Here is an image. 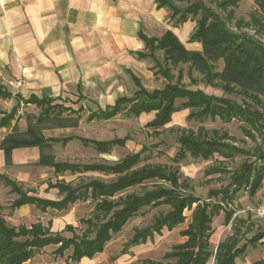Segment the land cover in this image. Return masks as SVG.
<instances>
[{"label":"trees","instance_id":"1","mask_svg":"<svg viewBox=\"0 0 264 264\" xmlns=\"http://www.w3.org/2000/svg\"><path fill=\"white\" fill-rule=\"evenodd\" d=\"M158 1L160 6L169 5L174 12L172 18L179 16V22L190 18L197 20L199 17L191 40L201 43L202 51L187 50L171 32H167L160 39L144 38L151 56L158 51L163 52L165 66L159 62L157 65L168 83L161 89L149 92L136 79L140 90L134 97L120 99L107 112L91 114L89 120H109L125 111L136 117L143 113L156 112L154 120L147 126L153 132H158L172 122L173 115L182 107L190 110V120L219 118L227 124L236 120L242 124L246 138L252 141L260 138L262 143L252 152L232 144L234 139L228 133L221 134L218 130L210 131L201 127L198 131L190 130L181 135L180 149L173 160V166L142 164V153L128 154L114 164L61 163L56 161L53 154V143L56 139L46 138L44 132L78 128L79 111L53 105L49 100H22L25 105H36L41 112L38 116H26V132H21L17 124L12 125L19 112V104L0 120V130L11 129L0 141V150L5 152L7 165H11L12 152L15 149L37 147L41 151L38 165L54 168L57 175L68 171L72 174L96 171L112 174L116 179L109 183L92 180L76 186L59 181L53 187L59 189L64 197L60 201H50L29 196L15 181L0 174L3 184L19 196L11 205L13 211L27 204L34 205L44 213L49 208L61 212L77 203L89 202L93 205L89 216L80 220L85 228L82 235L75 234L73 227H67L74 233L72 238L51 232V224L48 227L42 223L33 224L31 228L24 225L15 227L5 219L4 209L0 206V264H25L39 251L51 245L58 246L55 254L60 257L72 250L68 257L72 263H78L85 257L93 258L104 252L114 236L121 233L129 221L143 209L163 206L169 207V211L155 216L148 227L136 229L132 246L145 243L156 234L161 235L165 229L173 231L183 225L187 220L184 212L188 210L192 211L191 222L180 233L186 241L175 245L171 252L165 254L166 260L174 262L163 263L148 259L142 261V264H210L213 257L215 264H236L237 258L245 253L248 245L240 244L246 232H242L240 225L236 224L238 220L234 219L235 210L230 206L241 192H246L250 199H254L264 186V43L260 39L264 37V0H256L258 9L250 14L248 22L244 19L236 20V9L240 0H222L219 3L225 18L211 11L203 0L191 3L183 11L178 10L171 0ZM235 27L238 31L253 29L255 35L237 33L233 29ZM221 61L224 68L219 72L217 65ZM180 64H190L191 69L197 70L203 76L208 86L221 87L224 93L243 96L246 101L239 104L223 96L217 97L203 90L181 86L182 71L179 72L177 83H172L174 77L169 66L177 67ZM0 96L5 99L12 97L2 86ZM141 96L145 97L142 101ZM178 100L184 102L177 105ZM75 138H66L64 142L68 143ZM79 140L87 147L93 146L99 153H110L115 147H124L128 138L112 141L85 138ZM188 157L204 161L221 158L217 165L207 171L208 175H227L230 178L226 187L209 191L208 199L221 197L218 202L212 204L209 200L203 201L191 192L188 179H182L181 163ZM237 157L245 159L237 168L229 169L225 162L234 161ZM139 188L140 191H137ZM222 211L225 213V224L233 222L235 227L233 235L220 242L215 253L211 246L212 224L214 217ZM263 237L264 233L257 234L248 244L256 243ZM255 264H264V260Z\"/></svg>","mask_w":264,"mask_h":264},{"label":"crops","instance_id":"2","mask_svg":"<svg viewBox=\"0 0 264 264\" xmlns=\"http://www.w3.org/2000/svg\"><path fill=\"white\" fill-rule=\"evenodd\" d=\"M242 2L253 6V11L258 9L256 0H240V3ZM176 3L181 5L184 2L176 1ZM172 12L169 5L160 6L158 0H0V86L4 87L12 95L8 99L11 101L12 108L18 106L22 100L35 98L38 100H49L52 101L53 105H61L76 112L79 111L80 125L78 128L46 130L44 135L46 138L56 139L53 143V149H57L59 145L67 147L70 143L76 141L85 146L79 138H91L77 135L61 137L56 134L79 129L85 113H88V122L111 121L122 114L121 112L109 120L102 118L89 120L91 114L107 112L120 99L134 97L140 90L136 79L140 80L144 87L142 78H149L151 73L155 74L149 69L150 60L156 61L155 55L158 52L163 54V52L158 51L151 56L144 38L160 39L167 32H171L187 50L202 51V44L191 40L196 30V21L190 18L185 22H179L177 18H172ZM144 98L141 96L140 100L142 101ZM84 101L89 105L86 106L83 103ZM26 107L38 108L33 104H28ZM40 112L41 110L39 114ZM123 113L127 117L134 116L128 115L126 111ZM151 113L156 114V112ZM151 113H143L139 117L150 115ZM76 116L74 115V117ZM19 119L13 121L12 125L17 124L21 132H26V117V128L24 129L21 127ZM4 130L6 133L0 138V141L11 132V129L6 128L1 129L0 132ZM70 137L76 138L65 143L64 139ZM89 147L95 149L93 146ZM56 155L55 153L56 161L61 163L74 165L110 164L57 160L59 157L57 158ZM40 157L41 151L37 147L15 149L12 152L11 165H7L5 152L0 150V174L6 175L15 181L29 196L50 201H60L64 197V195L60 194L59 189L53 187L57 182L72 183L74 186L86 183L74 184L73 182L64 181L63 178L68 173L70 175L97 173L114 176L96 171H83L74 174L68 171L57 175L54 168L38 165ZM46 170H53L56 180L46 183L43 193L37 195L28 189L26 183L34 184L31 181L33 177L38 178ZM92 180L100 179L95 178ZM0 189H9L8 193L14 198L9 204L10 212L13 214L12 218L25 216L31 207L37 209L34 205L27 204L13 211L11 205L19 196L16 193H12L11 188H7L3 182L0 185ZM53 191L55 195L50 196L49 194H52ZM260 191L254 199L261 196L263 190ZM238 198L232 203L230 208L234 209V204H236ZM239 201L242 202L241 200ZM87 203L90 204L89 202ZM74 205L70 206L69 209ZM0 206L3 207L1 204ZM3 209L5 211V207ZM53 211L60 213L56 210ZM216 217L219 218L220 225L223 220L225 227L233 231L231 235L234 233L235 224L230 222L226 225L225 213L222 211L213 219L211 246L213 236L217 239L222 231V225L218 233L214 227ZM5 219L7 220L6 216ZM37 223H42L45 227L51 224V232L59 233L63 237H65L64 234L66 233L74 235L67 227L70 226L74 229L75 227L69 222L63 223L60 217H52L46 223L36 220L31 222L29 226L23 225L31 228L33 224ZM236 224L240 225V229L244 233L247 227L249 228L250 226L249 223H245L242 219ZM262 233L264 231H259L257 234ZM152 239H148L147 242ZM147 242L136 245V247L143 246ZM258 243L260 245L263 244L261 247H264V237L256 243L249 244L256 246ZM243 244H248V242L246 241ZM243 244L241 242L240 245ZM217 247L214 251L215 253ZM248 247L249 245L245 253L237 258L236 264H239V258L248 259V255L254 251ZM38 256L40 254L37 253L26 264H29ZM69 256H67L64 264H102L106 258L108 259L106 249L93 258L85 257L78 263H72L68 259ZM115 259V264H138L140 262L131 260V253L128 251L119 254ZM144 260L148 259H143L142 261ZM263 260L264 257L254 262L246 260L245 264H255ZM49 264L59 263L52 261Z\"/></svg>","mask_w":264,"mask_h":264},{"label":"rangeland","instance_id":"3","mask_svg":"<svg viewBox=\"0 0 264 264\" xmlns=\"http://www.w3.org/2000/svg\"><path fill=\"white\" fill-rule=\"evenodd\" d=\"M174 5H177L178 10H185L187 7L191 5V3H196L197 0L185 1L183 4L176 3V1L171 0ZM204 4L214 11L221 17L225 18V14L220 10L219 3L222 0H203ZM254 7L248 5L247 3H239L238 8L236 9V20L244 19L246 22L250 20V14L253 12ZM174 12H172V15ZM179 16H176L177 19ZM174 18V17H173ZM199 19V17H197ZM197 20L196 23H197ZM235 24V22H234ZM237 33H248L251 36L255 35L253 29H238L233 28ZM258 39V38H257ZM264 43V37L260 38ZM259 40V39H258ZM156 54V53H155ZM163 54L158 52L155 57L156 61L150 60L149 69L153 71L155 74H150L149 78L143 77L142 83L144 87L152 92L155 89L163 88L168 81L163 78L162 72L158 67L157 63H161V65L165 66V57ZM171 69V75H173L172 83L176 84L179 76V72H183V79L180 83L181 86H185L188 89L192 90H203L207 94L215 95L217 97H225L231 100L236 101L239 104H242L246 101L243 96L237 94H226L222 90L221 87H212L208 86L204 80L203 76L195 69H191L190 64H180L177 67L169 66ZM224 68L223 62H219L217 65V71H222ZM136 89V87H135ZM250 102V100H248ZM184 101L178 100L177 105H181ZM84 104L89 105L87 102H83ZM19 112L13 121H21V127L26 128L25 117L28 114L38 115L39 110L35 107H26L23 102L19 104ZM11 101L5 99L0 96V120L3 119L4 114H9L12 111ZM87 114L85 113L83 120L81 122V126L77 130H71L69 132H59L58 136H70L77 135L81 137H87L96 140H112L114 138H125L127 137L129 140L124 147H116L109 154H99L95 149L91 147L83 146L79 141L70 143L67 147H63L59 145L57 149H53V154H57V160H68L77 163H110L113 164L122 158H124L128 154L134 153H142V157L144 158L142 164H161V165H174V158L177 155L180 144L179 139L181 135L190 130L198 131L199 128L204 127L206 130H218L219 133H228L230 137L234 140L231 142L232 144L243 148L245 150L254 151L257 145L262 143L260 138H257V141H252L251 139L246 138L244 132L242 131V124L236 120L227 124L222 122L219 118L216 120L208 119L206 121H201L199 118L189 119L190 110H185L180 107V111H178L172 119V122L160 129L158 132H153L151 128L147 126L148 122L152 121L155 113H151L150 115H142L141 117H127L125 113H122L115 119L106 122H88ZM6 131L0 132V138L5 135ZM245 157H237L234 161H226V166L229 169H235L243 162ZM221 161V158H215L210 161H204L202 159H192L188 157L185 161L181 163V173L183 175L182 179H188L189 184L191 186V192L205 200L211 201L212 204L218 202V199H208V194L210 190H218L226 187L230 183L229 176H219V175H208L207 171L213 166L217 165L218 162ZM100 179L105 182H112L115 180L114 176H106L103 174L97 173H88L83 175H70L69 173L64 176V181L73 182L74 184H78L81 182H88L92 179ZM56 177L53 174V170H46L41 176L38 178L33 177L31 181L34 184L26 183L29 190H32L35 194L39 195L43 193V189L46 186L45 184L49 181H55ZM0 185H2V181H0ZM45 185V186H44ZM9 188V187H7ZM263 190V191H262ZM262 194L257 199H250L245 192H241L236 204H234L235 215L237 216V220H244L245 223H249V228L247 227L246 234L242 238V244L250 242L249 240L257 234L259 231H264V221L259 219H254L251 216H239L238 213L242 209H244L248 205H257L264 200V187L262 189ZM9 189L3 190L0 189V204L5 207V216L10 224L19 226V225H27L29 226L31 222L40 220L46 223L52 217H60L62 218L63 223L69 222L75 227V234L78 236L82 235L83 230L85 229L81 224L80 220L83 218H87L90 212L93 209L92 204H84L77 203L73 207H71L67 211H63L60 213H56L51 208L47 210V214L44 212L37 210L33 207L29 208L26 212L27 214L23 217L12 218L13 214L10 212L9 204L11 203L13 196L8 193ZM55 191V190H54ZM50 193L49 195L54 196L55 192ZM140 191V188L137 189ZM260 191V192H261ZM8 195V196H7ZM241 200L242 202H240ZM196 205V204H195ZM194 205V207H195ZM169 211V207L163 206L156 209L145 208L142 212L131 219L129 223L124 227L123 231L114 236L113 240L109 242L106 246V251L108 254V259L104 260L102 264H115L116 257L123 252L131 253V260L134 262L140 261L138 264H142L143 259H151L156 262H174V260H166L165 254L171 252L175 245L180 243H184L185 238L181 236V231L186 229L189 223L191 222L192 211L186 210L184 215L187 217L186 222L174 229L173 231L165 230L161 235H155L152 240H149L147 244L136 247L132 246L131 241L135 234L136 229H142L148 227L152 224L154 217L160 213H166ZM30 216V217H29ZM29 217V218H28ZM244 218V219H243ZM222 231L221 235L215 239L212 238V250L215 251L219 242L224 241L228 236L232 234V230L225 227L223 220L221 221ZM221 225L219 223V218L216 217L214 221V227L217 229V233L221 229ZM213 227V226H212ZM245 227V226H244ZM215 232V231H214ZM65 237H73L72 233L64 234ZM249 245V249L251 252L248 255V259L242 257L239 258V264H245L246 260H250L252 262L261 259L264 257V247L263 244H257L256 246ZM58 249V246L51 245L44 248L38 252L40 256H38L35 260H32L29 264H46L52 261L58 262L59 264H64L68 255L71 254L72 250L66 252L65 256H56L55 250ZM133 251V252H132ZM26 264V263H25ZM210 264H215V257H213L210 261Z\"/></svg>","mask_w":264,"mask_h":264},{"label":"built area","instance_id":"4","mask_svg":"<svg viewBox=\"0 0 264 264\" xmlns=\"http://www.w3.org/2000/svg\"><path fill=\"white\" fill-rule=\"evenodd\" d=\"M239 216H251L254 219L264 221V200L257 205H248L238 213ZM237 216H234L236 219Z\"/></svg>","mask_w":264,"mask_h":264}]
</instances>
